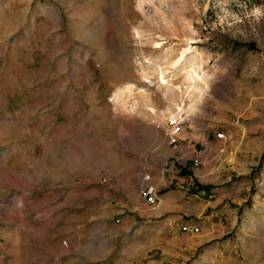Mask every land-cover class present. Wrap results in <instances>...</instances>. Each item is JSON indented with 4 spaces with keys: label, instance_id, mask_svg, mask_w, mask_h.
<instances>
[{
    "label": "rangeland",
    "instance_id": "1",
    "mask_svg": "<svg viewBox=\"0 0 264 264\" xmlns=\"http://www.w3.org/2000/svg\"><path fill=\"white\" fill-rule=\"evenodd\" d=\"M175 116L226 264H264V0H0V264H118L96 221L172 162Z\"/></svg>",
    "mask_w": 264,
    "mask_h": 264
},
{
    "label": "crops",
    "instance_id": "2",
    "mask_svg": "<svg viewBox=\"0 0 264 264\" xmlns=\"http://www.w3.org/2000/svg\"><path fill=\"white\" fill-rule=\"evenodd\" d=\"M191 170L177 165L173 172L153 175L159 201L156 208L142 199L139 186L138 199L131 206L122 205L121 209H111L99 216L96 222L102 228L100 232L107 233L106 237L119 236L122 241L118 264H226L231 241L224 238L232 227H227L225 216L231 210L222 207L221 201L212 195L208 199L209 189L195 192V174ZM118 211L122 214L117 219L114 217ZM114 220H120L119 225ZM184 226L191 230L183 232ZM197 227L199 232L193 231ZM90 250L81 254V262L100 261L89 257ZM104 251L105 256L112 254ZM109 262L108 258L104 260Z\"/></svg>",
    "mask_w": 264,
    "mask_h": 264
},
{
    "label": "built area",
    "instance_id": "3",
    "mask_svg": "<svg viewBox=\"0 0 264 264\" xmlns=\"http://www.w3.org/2000/svg\"><path fill=\"white\" fill-rule=\"evenodd\" d=\"M168 131H167V139H168V144L172 149L174 150V154L172 155V161L173 163L167 162L164 166L163 169L161 170L163 173L167 172H173L177 165H180L183 163L185 160L188 158V154L186 150H191L193 151L194 148L191 143H185L184 144V139L182 138V135L184 133V120L180 116H175L170 119L169 124H168ZM225 134L224 133H218L217 138L219 140L225 139ZM196 152V151H195ZM194 166H198L200 164L199 161V154L197 153V156L194 157L193 159ZM152 178L153 174L151 173H146L141 180L140 184V196L144 201L156 208L158 206V198L156 195V187L152 184ZM191 229L188 226H184L182 228L183 232H188ZM199 228L193 229L195 232H199Z\"/></svg>",
    "mask_w": 264,
    "mask_h": 264
}]
</instances>
